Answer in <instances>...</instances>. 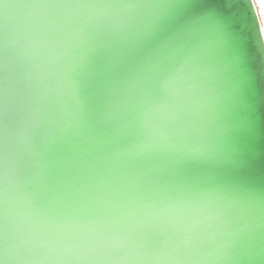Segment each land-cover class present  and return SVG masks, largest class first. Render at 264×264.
I'll return each instance as SVG.
<instances>
[{
	"label": "snow or ice",
	"instance_id": "obj_1",
	"mask_svg": "<svg viewBox=\"0 0 264 264\" xmlns=\"http://www.w3.org/2000/svg\"><path fill=\"white\" fill-rule=\"evenodd\" d=\"M248 3L261 5L255 28L264 50V0ZM161 4L162 0H0V264H22L39 259L45 251L86 258L121 251L163 252L187 260L200 253L198 261L203 264L225 259L222 254L237 243V237L264 229V190L257 193L224 185L239 195L221 207L194 191L195 184L178 183L174 194L160 198L156 183L145 180L155 153L187 148L176 139L179 130L173 129L194 112L195 100L189 99L198 87L193 83L194 57L174 65L153 64L96 107L90 124L100 130V136L91 137L93 148L83 152L86 157L91 151H106L97 162L63 182L46 178L44 187L32 192L22 193L20 185L10 180L9 130L14 118L10 99L16 80L10 37L21 36L22 53L43 56L48 64L63 68L51 90L62 95L69 92L73 80L72 66L65 63L70 36H85L89 27L94 36L108 30L101 24L107 10L159 8ZM6 6L15 7L19 14L9 15ZM198 26L211 29L215 43L229 49L228 68L238 75L240 57L224 22L209 15L194 21L186 32ZM50 74L57 75L54 70ZM76 75L80 79L72 99L91 112L79 93L95 78V72ZM212 103L209 100L206 106ZM27 132L24 129L18 135L30 139ZM191 149L210 155L204 147ZM101 164L106 166L105 176L93 172ZM232 206L250 213L260 208L261 214L250 215L236 226L227 216ZM221 240L224 243L217 246Z\"/></svg>",
	"mask_w": 264,
	"mask_h": 264
},
{
	"label": "water",
	"instance_id": "obj_2",
	"mask_svg": "<svg viewBox=\"0 0 264 264\" xmlns=\"http://www.w3.org/2000/svg\"><path fill=\"white\" fill-rule=\"evenodd\" d=\"M7 11L11 16L19 14L15 7ZM258 13L248 0H162L159 8L107 10L101 24L108 30L94 36L89 27L85 36L68 38L65 63L72 66L73 80L69 92L62 95L51 90L63 68L48 64L43 56L22 53L23 39L12 35L16 80L10 99L14 116L9 130L11 182L20 185L22 193L32 192L44 187L46 178L63 182L97 162L106 151H91L86 157L83 152L93 148L91 137L100 136V130L90 124L96 107L153 64L174 65L194 57L193 83L198 87L189 97L195 100L194 112L173 129L179 130L176 139L187 148L155 153L145 180L156 183L160 198L174 194L178 183L195 184L194 191L221 207L239 195L224 185L257 193L264 190V50L255 28ZM209 15L218 16L226 25L240 57L238 75L228 68L229 49L215 43L211 29L198 26L186 32L194 21ZM89 71L95 72V78L85 83L79 96L91 112L72 99L80 79L76 74ZM209 100L213 101L210 107L206 106ZM24 129L30 139L18 135ZM198 147L210 155L191 149ZM93 172L105 176L106 166L101 164ZM260 214V208L250 213L239 206L227 212L236 226ZM236 239L222 254L225 259L203 264H264V229ZM222 243L218 241L217 246Z\"/></svg>",
	"mask_w": 264,
	"mask_h": 264
},
{
	"label": "clouds",
	"instance_id": "obj_3",
	"mask_svg": "<svg viewBox=\"0 0 264 264\" xmlns=\"http://www.w3.org/2000/svg\"><path fill=\"white\" fill-rule=\"evenodd\" d=\"M8 6H6V11ZM260 39V37H259ZM22 264H200V261L175 258L163 252L143 253L121 251L104 257H72L61 254L48 255L45 251L39 259Z\"/></svg>",
	"mask_w": 264,
	"mask_h": 264
},
{
	"label": "bare ground",
	"instance_id": "obj_4",
	"mask_svg": "<svg viewBox=\"0 0 264 264\" xmlns=\"http://www.w3.org/2000/svg\"><path fill=\"white\" fill-rule=\"evenodd\" d=\"M260 4L258 3V6H257V8H258V11L260 12V8H261V5L259 6Z\"/></svg>",
	"mask_w": 264,
	"mask_h": 264
},
{
	"label": "rangeland",
	"instance_id": "obj_5",
	"mask_svg": "<svg viewBox=\"0 0 264 264\" xmlns=\"http://www.w3.org/2000/svg\"><path fill=\"white\" fill-rule=\"evenodd\" d=\"M256 6H258V4H256ZM260 6V5H259Z\"/></svg>",
	"mask_w": 264,
	"mask_h": 264
}]
</instances>
